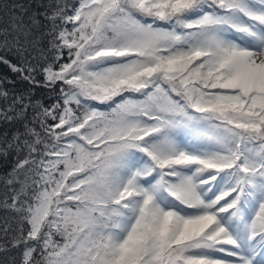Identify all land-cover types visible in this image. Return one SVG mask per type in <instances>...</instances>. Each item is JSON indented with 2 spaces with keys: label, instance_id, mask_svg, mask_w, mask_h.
I'll list each match as a JSON object with an SVG mask.
<instances>
[{
  "label": "snow or ice",
  "instance_id": "1",
  "mask_svg": "<svg viewBox=\"0 0 264 264\" xmlns=\"http://www.w3.org/2000/svg\"><path fill=\"white\" fill-rule=\"evenodd\" d=\"M35 8L0 5V264H264V0Z\"/></svg>",
  "mask_w": 264,
  "mask_h": 264
},
{
  "label": "trees",
  "instance_id": "2",
  "mask_svg": "<svg viewBox=\"0 0 264 264\" xmlns=\"http://www.w3.org/2000/svg\"><path fill=\"white\" fill-rule=\"evenodd\" d=\"M37 2L38 0H0V5L2 4H25V5L31 4L33 6V10L40 11L42 9L35 8V5ZM42 2L47 3V0H42ZM72 2L73 0H69V3H72ZM2 15L3 13L0 12V16ZM5 75L17 81L16 87L18 90L23 87H26V84L20 83L19 78L16 77L13 73H11L4 65H0V76H5ZM36 92H37V98L44 99L46 103L54 102L52 100L47 99L48 96L53 95V94L48 92L46 89H37ZM4 170H5V165L0 164V174H2ZM3 192H4V189L2 186H0V225H2L5 219H7L8 221H11L13 218V213L8 211L3 206V199H4ZM0 256H2V254H0Z\"/></svg>",
  "mask_w": 264,
  "mask_h": 264
}]
</instances>
